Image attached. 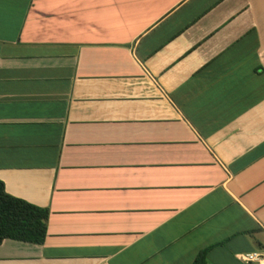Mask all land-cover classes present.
<instances>
[{"label": "crops", "instance_id": "0c3cea01", "mask_svg": "<svg viewBox=\"0 0 264 264\" xmlns=\"http://www.w3.org/2000/svg\"><path fill=\"white\" fill-rule=\"evenodd\" d=\"M0 180V264L264 253V0H0Z\"/></svg>", "mask_w": 264, "mask_h": 264}, {"label": "trees", "instance_id": "16d2710c", "mask_svg": "<svg viewBox=\"0 0 264 264\" xmlns=\"http://www.w3.org/2000/svg\"><path fill=\"white\" fill-rule=\"evenodd\" d=\"M47 218L48 209L11 195L0 180V243L7 238L43 243ZM192 264H207V250Z\"/></svg>", "mask_w": 264, "mask_h": 264}, {"label": "built area", "instance_id": "2783aa9c", "mask_svg": "<svg viewBox=\"0 0 264 264\" xmlns=\"http://www.w3.org/2000/svg\"><path fill=\"white\" fill-rule=\"evenodd\" d=\"M246 264H264V253L254 251L241 255Z\"/></svg>", "mask_w": 264, "mask_h": 264}]
</instances>
